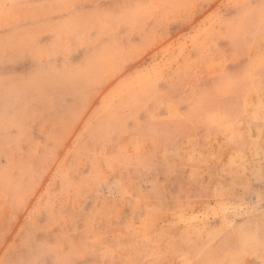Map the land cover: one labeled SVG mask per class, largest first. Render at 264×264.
Wrapping results in <instances>:
<instances>
[{
	"label": "rangeland",
	"instance_id": "rangeland-1",
	"mask_svg": "<svg viewBox=\"0 0 264 264\" xmlns=\"http://www.w3.org/2000/svg\"><path fill=\"white\" fill-rule=\"evenodd\" d=\"M155 83L162 139L118 142ZM259 104L264 0H0V264H264ZM240 116L262 141L189 172Z\"/></svg>",
	"mask_w": 264,
	"mask_h": 264
},
{
	"label": "crops",
	"instance_id": "crops-1",
	"mask_svg": "<svg viewBox=\"0 0 264 264\" xmlns=\"http://www.w3.org/2000/svg\"><path fill=\"white\" fill-rule=\"evenodd\" d=\"M255 42L256 41L254 40V43ZM140 74H138V75H140ZM145 75H146V72L143 73V76H145ZM153 76H155V75H153ZM145 87H146L145 82H142L140 85H138L139 90L142 89V91H141L142 93H144ZM158 88H159V86L157 83H155V85L153 84V89L151 91L152 97L150 98L149 102L147 104H145L143 101L142 105L137 107V110H140V111H138L137 114H134V113L128 114V116H131L130 117L131 119H130V121H128L126 123V126H128V127L125 128V131L122 133L119 132L120 134L117 135L116 138H117L118 142L128 139L129 136L125 135V134L128 132H132V131H136L135 138L137 139V141L143 142L145 140H150V138L153 140H161L162 139L161 137H158V138L155 137V136H157L156 134L160 135L159 127H157L156 129L154 128L155 131L153 129L152 134L148 133V130H146V128L144 127V126H147L148 123H152V122H150V120H148L150 118V116L147 115L148 112L146 113L145 111L149 110L151 103L154 102V98H155L156 94L158 93V90H157ZM175 105H176L175 101L169 100V103L167 105V109H165V111H164V114H163V115H165L164 118H167L169 122L176 119ZM258 110L262 114V116H261L262 119H264V106H261V104H259ZM153 112H154V114H156V115L158 114L161 116V109L156 107V105L153 108L152 114H153ZM239 120H241V116L238 118V120H235V119L233 120V125H232L231 130H230V128L225 129V130L220 129V128L215 129L213 127L210 128V123L204 119H199L196 122V125L198 127H196V130H193L194 128H192L190 133L188 134V145H187L188 154H190V156H192L194 158V160L190 159V161L192 162L191 163L192 165H190L188 167L189 172L193 171L198 175L200 174V176H201V174L205 173L202 165H203V163H208V160L206 159L207 157H214V158L223 157L224 158L223 160L226 161L229 158H231L232 156L237 155L238 152L241 150H245V151L246 150L247 151L252 150L254 148V146H257L258 142L262 141V139H261L262 135L259 134V132H258L261 128L260 124L255 122L254 119H252L251 117H246L245 119H243V121L245 122L244 123L245 127H243L244 125L242 126V124ZM152 121H153L152 124L156 126L157 124H155L156 123V122H154L155 120H152ZM158 121H160V117H159ZM146 122H147V124H146ZM131 124H136L137 127H129V125H131ZM138 125H140V126H138ZM252 126H254V127L252 128ZM156 132H158V133H156ZM215 132H217L216 134H218V137L216 140L217 143L212 144L213 141H210L209 138L211 136H213V134ZM220 133H222V134H220ZM151 135H153V136L150 137ZM192 137L194 138L193 142H192ZM164 139H166V138H164ZM233 140H236V141L233 142ZM220 147L223 150H224V148L227 150L224 155L220 153V150H219ZM216 149H218V153H217ZM228 168H230V169H226L224 167V172L232 173L233 176L238 178L237 181L235 180L236 182L243 180L239 175H237V174L241 173L239 170H234L233 166L228 167ZM219 171H221V170H219V166H218V172ZM246 174H249V172ZM250 179L252 181V178H250ZM220 183H221V181H220ZM220 183L215 184V187H216L215 192H222L223 190L229 189V188H226L224 184L221 185ZM191 185L196 187V188H200L201 198L208 195L209 186L205 183V180L194 181ZM236 186H237L236 184H232L231 189H236Z\"/></svg>",
	"mask_w": 264,
	"mask_h": 264
}]
</instances>
